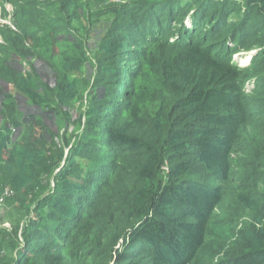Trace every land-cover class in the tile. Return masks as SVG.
Instances as JSON below:
<instances>
[{"label":"trees","instance_id":"1","mask_svg":"<svg viewBox=\"0 0 264 264\" xmlns=\"http://www.w3.org/2000/svg\"><path fill=\"white\" fill-rule=\"evenodd\" d=\"M0 8V264H264V0Z\"/></svg>","mask_w":264,"mask_h":264},{"label":"rangeland","instance_id":"2","mask_svg":"<svg viewBox=\"0 0 264 264\" xmlns=\"http://www.w3.org/2000/svg\"><path fill=\"white\" fill-rule=\"evenodd\" d=\"M7 11H8V13L9 14H11V8L9 7V6H7ZM0 23H2V24H7V25H9V26H11L12 25V21H11V17H8L6 20H4V19H2V14H1V8H0ZM0 42H1V40H0ZM254 54V53H253ZM247 55V53L246 52H242V53H239V54H237L236 56H234L233 57V61L234 62H237L239 65H245V64H247V59H246V56ZM29 60H28V63H30L31 62V59L30 58H28ZM33 63V62H32ZM120 64H119V66H117V64H116V66H117V69H119V70H121V71H124V70H126L127 69V67H125L124 66V64H122L121 62H119ZM34 65H36V64H34ZM133 67V66H132ZM37 69H39V68H37ZM93 70L95 71V72H97V68L95 69V68H93ZM127 71V70H126ZM94 73V72H93ZM2 86H3V88L5 89V91H6V94L7 95H10V86H9V84H7L6 82L5 83H2L1 84ZM2 101H4V100H0V106H1V104H2ZM112 101L110 102V101H108V103H107V105H112ZM87 106H89V103L87 102V101H84V102H81V103H78V104H75L74 105V109H73V111L75 110V111H78V110H83V112H84V108H86ZM23 109V108H22ZM21 110V109H20ZM56 122L55 121H51V122H48V121H46L45 122V124L47 125V126H49L50 128H52V130H53V132L55 133V134H57V135H59L60 133H61V131H59V128H58V126L55 124ZM0 202H1V200H0ZM2 215H3V211L2 210H0V217H2ZM4 221H6V217L5 216H3L2 217V220H1V222L3 223V225H5V226H7V223L6 222H4Z\"/></svg>","mask_w":264,"mask_h":264},{"label":"clouds","instance_id":"3","mask_svg":"<svg viewBox=\"0 0 264 264\" xmlns=\"http://www.w3.org/2000/svg\"><path fill=\"white\" fill-rule=\"evenodd\" d=\"M253 53L255 54L256 52L247 53V55H246V56H247L246 59H247L248 62L250 61V59H251V55H252ZM248 62H247V63H248ZM245 65H246V64H245Z\"/></svg>","mask_w":264,"mask_h":264}]
</instances>
